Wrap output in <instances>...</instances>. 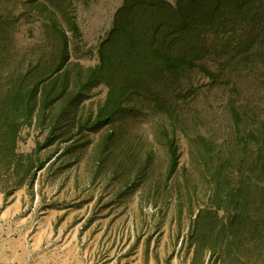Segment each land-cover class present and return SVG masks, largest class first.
I'll use <instances>...</instances> for the list:
<instances>
[{"label": "rangeland", "instance_id": "obj_1", "mask_svg": "<svg viewBox=\"0 0 264 264\" xmlns=\"http://www.w3.org/2000/svg\"><path fill=\"white\" fill-rule=\"evenodd\" d=\"M123 1L0 0V55L9 60L0 65V77L32 60L45 77L40 93L55 81L56 88L61 86L65 69L72 99L80 91L72 105L60 99L43 103L39 94L36 118L22 125L17 145L24 164L36 168L25 182H19L12 170L0 171V200L6 205L15 192L25 190L36 204L50 195L60 194L59 200L64 193L69 201L63 197L55 206L62 205L60 215L69 220L55 231L77 232L75 241L82 236L94 245L102 233L116 232L124 236L122 248L132 245L128 253L137 252L142 238L146 240V264L147 245L153 239L151 264H222L210 252L197 254L191 244L193 222L212 186L190 139L209 136L223 150L233 144L230 105L241 111L243 125L257 127L264 112V15L260 21L252 14L235 17L227 30L208 31L198 63L208 65L217 80L208 71L191 70L187 86L167 95L166 112L152 101L134 97L113 119L98 125L97 113L108 87L102 83L79 90L77 65L99 64L100 43ZM258 4L264 7V0ZM74 19L79 37L71 30ZM54 24L66 32L70 49L69 61L57 73L54 62L60 43ZM165 129L175 137L180 153L171 175Z\"/></svg>", "mask_w": 264, "mask_h": 264}, {"label": "trees", "instance_id": "obj_2", "mask_svg": "<svg viewBox=\"0 0 264 264\" xmlns=\"http://www.w3.org/2000/svg\"><path fill=\"white\" fill-rule=\"evenodd\" d=\"M260 1L124 0L100 43L99 64L88 68L77 65L79 90L102 83L108 87L96 124L113 119L134 97L152 101L166 112L167 95L187 86L186 75L191 70L200 68L212 78L217 76L208 65L198 63L206 50L208 31L227 30L237 21L235 17L252 14L260 21L258 17L264 15ZM71 30L75 37L81 35L75 19ZM54 34L60 43L54 62L57 73L69 61L70 49L66 32L55 24ZM8 64L7 57L0 55V65ZM32 64V60L25 61L0 77V171L8 174L12 170L19 182L32 177L36 168L33 163L24 164L17 145L22 125L32 124L36 118L34 105L39 94L47 104L60 99L72 105L80 96L77 91L72 99V89L68 91L67 69L61 73V86L56 88L55 81L40 93L45 77ZM229 113L235 137L226 149H219L209 136L190 137L212 186L193 222L190 240L197 254L210 252L222 264H264V112L254 128L243 125V115L234 105ZM163 134L171 175L180 153L175 137L169 136L167 129Z\"/></svg>", "mask_w": 264, "mask_h": 264}, {"label": "crops", "instance_id": "obj_3", "mask_svg": "<svg viewBox=\"0 0 264 264\" xmlns=\"http://www.w3.org/2000/svg\"><path fill=\"white\" fill-rule=\"evenodd\" d=\"M63 194L59 200L60 194L50 195L35 204L25 190H20L11 196L8 204L0 200V264H146L144 238L137 252L128 253L132 245L122 248L124 236L116 232L105 236L102 233L92 245L82 236L75 241L77 232L55 231L58 224L64 225L69 220L67 215H60L62 205L55 206L57 200L67 197ZM155 243L153 239L147 245L148 264ZM74 246L76 251L72 254Z\"/></svg>", "mask_w": 264, "mask_h": 264}]
</instances>
